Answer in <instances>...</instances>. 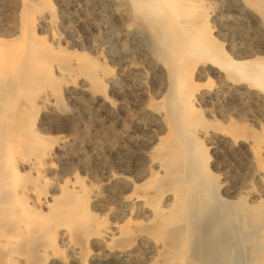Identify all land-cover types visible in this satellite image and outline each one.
I'll return each mask as SVG.
<instances>
[{"label":"bare ground","instance_id":"6f19581e","mask_svg":"<svg viewBox=\"0 0 264 264\" xmlns=\"http://www.w3.org/2000/svg\"><path fill=\"white\" fill-rule=\"evenodd\" d=\"M25 1L22 3V7L25 6ZM48 2L50 3V1ZM203 5H205V0L121 1L122 9L125 12L124 16L131 25L141 30L142 34H146L148 39L145 55L148 63L155 70L152 79L153 93H156L160 100L150 102L147 105L144 112L149 116V121L144 125H139L144 126L153 133L156 141L154 149L155 152L158 151L154 159L159 160L151 162L152 166L154 165L153 170L150 171L147 168L149 169L147 171L149 180L145 184H140L141 180L138 179L143 174L135 178L139 169L137 164H133L131 167L126 163L122 164L121 171L123 175L119 178L120 193L117 195V200L123 224L109 227L99 222L96 226V233L99 236L96 238L98 245L102 247L108 241L105 249L103 248L105 253L109 252L113 256H127V258L137 260L138 252L140 253L146 242L154 237L161 241V245L159 246L160 250L156 253L157 259L154 260L155 262L151 260V262H154H152L153 264H174L176 259L181 260L178 264H195L192 256L188 254L187 243L191 237H196L197 234L196 232L193 234V225L190 220L193 221L191 216L202 205L203 193L200 194V192L196 195L193 191L196 192L197 190L194 189L202 184L205 185V189L207 185L209 187L215 185L213 179L208 177L209 175L205 170V158L207 156L205 149L207 148L201 146L202 142L199 139L204 135H208V132L200 128L205 121L202 123L200 120L195 102L199 100L209 104L222 99L226 105H236L237 103L240 104L244 97L255 95L260 97V93L258 95L255 92L256 89L264 93L263 61L260 62L258 59L239 61L242 58L249 57L246 54L248 51L242 53V56L240 55V47L238 49L236 47L235 49L234 47L230 48V54L238 59L240 58L238 61L230 55L228 56L223 51L221 43L210 32V25L207 21L208 15ZM249 6L259 13L260 16H257L263 22L264 0H254L253 4H249ZM22 14L19 16L22 21L21 24L19 23L20 28L18 30L11 29L9 31L7 28L9 32L6 34L4 32L0 33V43L4 41V37L14 38L13 40L18 41L12 47L11 45L9 47L8 44H5L8 45L6 47L0 44V264H45L49 254L55 252V236L58 234L59 237L61 235L65 239H71V242L80 244L82 256L87 257V234L95 220L93 213L88 212L86 207L90 205L92 199L98 202L99 194L93 188L73 185L70 188L59 190L60 194L58 196L55 194L49 196L47 187L49 181L52 180L51 177L53 178L56 174L55 161L66 146L65 137L61 136L56 141L48 139L39 132L31 130L26 119L19 118L20 120L16 123L13 120L17 92L23 90L22 110L28 113L34 121H37L38 125L50 127L45 109L49 107L50 98L57 94L56 91L45 86V82L50 84L55 76L53 69L57 66L55 65V56L51 55V52L36 36L37 22L35 20L26 22L25 12ZM50 15L48 17L38 16V23L42 22L46 27L53 28ZM234 31L236 30L234 29ZM39 33L41 34V32ZM59 35H53L54 43L60 44L61 38ZM262 44L263 41L261 46ZM66 62L67 60H65ZM82 66L86 67V77L90 79V87L99 92H104L106 90L104 80L108 74L94 67V63L91 62L86 63V65L82 63ZM203 74H205L208 81L211 78L220 79L221 82H218L220 84L213 87L211 86L212 83L209 85L206 82L205 85L208 88L202 90L196 78L197 76L202 77ZM88 93L90 92L88 91ZM104 99V102H106L107 97ZM110 101L108 100L111 104ZM221 113L223 112L221 111ZM228 113L230 112L228 111ZM207 127H210V125ZM226 139V137H222L220 141L226 142ZM209 142L211 143V141ZM236 143L233 141L232 144L230 140L229 145L231 148H235ZM239 144L247 153L253 156L256 162L262 160L260 147L257 146L253 150L244 141L239 142ZM129 169L132 170V173ZM193 184H195L194 186L196 184L200 186L194 187ZM140 185L143 186L142 189L147 187L148 191L145 193L144 190L140 189ZM209 187L205 190L206 192L209 191ZM212 189L213 186L211 191ZM226 189L227 193H234L233 188ZM218 193L219 191L215 192L216 195H219ZM211 194L213 195L212 192ZM228 201L224 199L222 202L229 204ZM233 206L236 207L234 204ZM237 207L239 206L237 205ZM262 211L264 212V208ZM141 218H146L145 229L138 223V219ZM248 219H250V216ZM261 219L264 220V213H262ZM215 221L214 224H217V221L216 223ZM255 224L253 226H256ZM217 225L210 226L211 228L207 227V230L201 229L200 232L198 231L199 235L204 236L206 241L211 238H214L213 241L217 240L222 235L220 224ZM249 227L251 228L252 225L248 226L247 229L245 228L246 231L249 230ZM258 227L256 226L255 229H258ZM220 240L221 238L218 239L216 244H219ZM248 240L250 241V239ZM248 240L246 238L245 243L247 241V244L250 245ZM189 244L191 245V243ZM262 244V241L258 239L257 246H253L255 249L252 252L259 251L255 252L256 254L254 253V259L251 258L253 259L252 262L250 261L252 264H264V255H261L260 252V249H264ZM108 245L111 251L106 249ZM64 247L62 246V248ZM233 247L235 248L234 245ZM224 250L227 253V249ZM94 254H98V252Z\"/></svg>","mask_w":264,"mask_h":264},{"label":"rangeland","instance_id":"374dc122","mask_svg":"<svg viewBox=\"0 0 264 264\" xmlns=\"http://www.w3.org/2000/svg\"><path fill=\"white\" fill-rule=\"evenodd\" d=\"M24 1L0 0V33L4 32L6 34L11 29L18 30L22 21L19 16L22 13L24 14V12L26 22L33 20L37 22L36 36L51 52V55L55 56V65H57L53 67L55 73L53 80L50 84L45 82V86L56 91L57 94L50 98L49 107L45 109L48 117L47 122L51 125L50 127L38 125L37 121H34L28 113L22 110L23 90L17 92V98L14 102L16 109L13 111V120L16 123L20 119H26L27 125L31 130L39 132L48 139L56 141L61 136L65 137L66 146L55 161L57 171L53 176L54 180L51 176H48L52 179L47 187L49 196L53 194L58 196L60 194L59 190L70 188L73 185L93 188L99 194L98 202L92 199L90 205L86 207L88 212L93 213L95 220L91 225L92 231L90 230L87 234V257L82 256L80 244L71 242V239H65L61 235L59 237L58 234L55 236V252L49 254L45 264H130L131 262V264H153L154 260L157 259L156 253L160 250L159 246L161 245V241L154 237L146 242L140 253L138 252L137 260L127 258V256H113L109 252L105 253L103 248L105 249L108 241L102 247L96 242V238L99 237L96 233V226L99 222L109 227L123 224L117 200V195L120 193L119 178L123 175L121 171L122 164L126 163L130 167L133 164H137L139 169L135 178L143 174L138 179L141 180L140 184H145L149 180L147 171L149 169L150 171L153 170L154 167L151 162L159 160L154 159L158 151L155 152L154 149L156 141L153 133L144 126H140L149 121V116L144 112L147 105L150 102H158V99L160 100L156 93H153L152 79L155 70L148 63L145 55L148 43L147 36L144 33L142 34V31L138 30L134 25H131L124 16L125 12L121 6L122 0H26L24 3L25 9L22 7ZM243 1L205 0V5L203 6L208 15L207 21L210 25V32L221 43L223 51L234 58V60L238 61L240 58L238 59L233 54H230V48L234 47L235 49L236 47L238 49L240 47V55L242 56V53L248 51L246 54L249 57L242 58L239 61H244L243 59H258L260 62L263 61L262 63L264 64V21L261 22L259 13L249 6V4H253L254 0ZM40 15L44 17L50 15V19L53 21V28L46 27L42 22L38 23V16ZM43 31L46 32L44 33ZM221 31L224 33L222 34ZM51 34L52 36H50ZM54 34H60V44L53 42L52 37ZM13 39L4 37L5 42L1 41L0 44H8L9 47L10 45L12 47L18 43L17 40ZM262 41L263 44L261 46ZM8 45H5V47ZM65 60H67L66 63ZM62 61H64L63 64ZM88 62L94 63V67L108 74L104 80L106 88L104 92H99L90 87L91 82L86 77V67L82 66V63L86 65ZM57 74L58 76H56ZM196 81H199L198 84L201 85L202 90L208 88L205 85L206 82L209 85L212 83L211 86L213 87H217L220 84L218 82H221L217 78H211L208 81L205 74L202 77L197 76ZM87 90L92 93V97ZM259 91V89L255 90L258 95L260 93L261 96H258L259 98L257 95L247 96L246 98L244 97L240 104L237 103L236 105H226L222 99L209 104L199 100L195 102V108L199 111L200 120L202 123L205 121L200 128L208 132V135H204V137L199 139L202 142L201 146L207 148H204L207 155L205 158V170L209 175L208 177L212 178L215 184L212 185V191L211 185L209 187L206 184L205 189L204 184H202L204 186L201 183H199L201 186L199 184L194 186L195 184H193L194 187L200 186L198 187L199 189H194L198 192L193 191L194 194L203 193L202 205L191 216L195 222L190 220L193 225V234L194 232L197 234L196 237H191L187 243L188 254L192 256L195 264H252L254 253L259 251L255 250V252H252L255 249L254 247L257 246V240L260 239L263 243L262 246H264V220L261 219L262 213H264L262 211L264 208V93ZM143 93H145L144 97ZM106 97L107 99L109 98V101L111 100V104L107 99L104 102ZM248 101L251 102L249 103ZM61 107L64 109L62 110ZM204 124H208L210 127ZM55 125L57 126L55 127ZM228 128L230 131H228ZM222 137H226L227 141H220ZM230 140L232 144L233 141L237 142L235 148H231L229 145ZM242 141L248 143L253 150L257 146L261 148L262 160L260 162H256L253 156L240 146L239 142ZM129 171L132 173L131 169ZM207 187H209L208 192L205 191ZM142 188L143 186L140 185V189ZM226 188H233L234 193H227ZM142 190L145 193L148 191L147 187ZM216 191H219V195L215 194ZM220 199L222 201L224 199L229 200L228 202L230 203L225 204L226 202H222ZM104 208L107 209L105 210ZM246 214L250 215L247 216ZM249 216L250 219H248ZM215 220L218 225L220 224L219 226L222 230L219 244L216 243H218L220 238L215 241H213L214 238L206 241L204 236L199 235L201 229L207 230L213 225H217L214 224ZM145 221L146 218L138 219V223L144 229L146 228L145 224H147V221L146 223ZM253 224L259 226L258 229H255L256 226H253ZM247 225H252L251 228H248V231H246ZM242 229L245 231L243 232ZM246 238L247 240L250 239V241L248 240L250 245L247 244V241L245 243ZM57 245L60 246L58 247ZM62 246L65 247L62 248ZM69 249L72 250L70 251ZM106 249L111 251L109 245ZM224 249H227L228 254ZM260 250L261 255H264V249ZM97 252L98 254H94ZM57 258H60V260ZM151 260L154 262L152 261V263ZM180 261V259H176L174 264H178Z\"/></svg>","mask_w":264,"mask_h":264}]
</instances>
